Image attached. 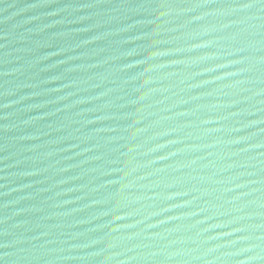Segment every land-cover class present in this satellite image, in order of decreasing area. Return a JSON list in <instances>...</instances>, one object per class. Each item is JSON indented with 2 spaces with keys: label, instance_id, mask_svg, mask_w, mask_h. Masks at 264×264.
Returning <instances> with one entry per match:
<instances>
[{
  "label": "water",
  "instance_id": "1",
  "mask_svg": "<svg viewBox=\"0 0 264 264\" xmlns=\"http://www.w3.org/2000/svg\"><path fill=\"white\" fill-rule=\"evenodd\" d=\"M0 264H264V0H0Z\"/></svg>",
  "mask_w": 264,
  "mask_h": 264
}]
</instances>
